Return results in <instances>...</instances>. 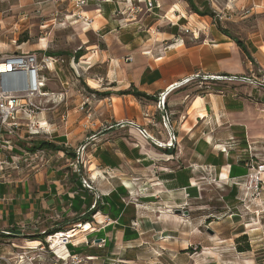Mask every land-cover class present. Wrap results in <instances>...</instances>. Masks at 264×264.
I'll use <instances>...</instances> for the list:
<instances>
[{"label": "rangeland", "instance_id": "obj_1", "mask_svg": "<svg viewBox=\"0 0 264 264\" xmlns=\"http://www.w3.org/2000/svg\"><path fill=\"white\" fill-rule=\"evenodd\" d=\"M33 1L27 2L29 5H25V9H22V11L28 13L25 20L19 18L20 7L16 9L10 5L0 16V53L11 50H35L41 42L47 43L48 40L51 44L50 51L53 54L55 53L54 55L56 56H62L65 61L61 62L53 72L45 70V74L51 78L49 82L50 91L55 93V95L49 96V102L46 104L44 111L45 121L40 123L45 129H49V133L40 130L41 134L33 140L28 139L29 135L25 133L26 141L24 142L34 141L36 144L40 141H50L55 146L70 148L77 157L73 158L72 155L62 150L48 149L45 153H39L38 156L29 153L18 157L17 162H12L8 157L10 155L8 150L3 151L0 158L2 162L0 163V202L3 198L1 191L8 189V186L18 181V179L24 178L23 176L27 170L45 172L50 167L49 170L58 173L61 172L60 167L63 165L61 160L67 158L70 160V170H73V175L76 178H74L75 182L70 178L71 180L67 183L66 189L68 191L66 192L69 194L66 199L63 198V194L58 193V189H61L63 183H49V180H47L46 186L49 187V197L45 198L44 194L39 195V197H43L45 206H42L40 211L34 212L31 217L19 220L21 231H24L25 234L38 233L35 231L44 229H49L50 231L57 229L56 231H58L60 229L57 227H63V231L68 232L75 227L77 231L70 233L69 236L72 240L69 246L72 247L73 251L80 255L98 252L100 256L104 257V260H96L93 264H104V261L105 264H112L120 261L118 259L120 254H115L116 259L109 260L108 258L113 256V253H122V248H116V244L123 245V242L133 241L142 236L148 237L145 234L146 232L142 231L141 222L138 220L139 212L141 211L144 217H148L150 204L161 203L169 214L182 215L184 226H188L187 230L191 236L189 240L190 247L183 249V251L180 250L179 254L185 253L188 261L191 260L193 264H264V220L263 224L258 222L260 231H263L261 235H257L256 231L258 229H254L251 226V215L240 209L242 207L240 204L245 205L249 201L248 199V201H242L243 198L245 199L248 195L249 199L250 196L255 198L261 194L263 189L262 180L259 181L258 179L261 178L264 165L250 164L254 161H252L250 146L247 150H244L247 152L245 158L248 157L246 159L249 160L250 164L248 166L250 170L248 172V180L228 177L229 174H232L234 166L232 164L241 158L237 154L238 149L236 148L240 143H237V140L233 137H224L223 135L220 137L222 138L220 142L225 143H221L216 150L212 147L211 151V155L218 158V162L212 163L215 166V170L207 172L208 174L196 175L200 172L191 165L194 159L191 156L193 153L199 152L194 149V146L198 145V140L203 134L187 135L180 133L177 126H174L171 122L176 134V139L171 142L168 128L164 124L162 111L158 108V99L163 91L160 92L157 89V85H155L158 78L156 79L154 66L148 67V71L152 72V76L147 78L149 80L146 82V87L152 91L153 97L157 99L153 104L156 106V110H153L154 114L149 113V115L145 112L144 118H149L150 120L147 125L144 124L143 126L158 141L157 145L151 139H144L135 127L118 125V121L126 120H133L141 125L135 117L134 119H129L124 118L123 115H118L119 120L116 121L117 119L114 116L112 118L111 114H106L107 112L105 114L96 112V109H98V103L96 102L98 93H101V90L98 91V89L103 90L105 82H101L99 85L94 80L98 85L93 87L90 81L89 84L84 81L89 78L87 73H83L80 69L76 71L70 67L71 56H75L80 49L83 50L84 54H87L88 48L85 46H78L77 48L72 46L67 40V36L70 33H39L41 28H39L37 17L42 13H49L51 8L50 5H46L42 6V12L35 11L38 8L32 3L37 0ZM50 1L55 3L54 7L57 9H63V7L58 6L61 1ZM215 2L223 8L222 3L225 0H215ZM193 11L199 15H215L212 5L206 1L203 6L197 9L194 8ZM232 13L236 15L234 18L237 20L236 22L222 21L224 25L219 22L218 25L223 27L224 29H222L226 33H232L234 36L244 40L253 38L264 45V9L259 8L252 14L235 9ZM47 15V17H50L49 14ZM42 18L44 22L48 20L49 23L50 19ZM44 22L42 23L44 24ZM30 30H33V32L31 33ZM42 37L45 40L44 42ZM94 40V37L90 38L91 42ZM72 43L74 44V42ZM78 44L80 45V42ZM103 46V43H99V49ZM151 52L148 50V54H151ZM39 53L43 54V51L39 50ZM76 60H80V57H77ZM131 60V56L126 57V62ZM151 61L154 62L153 59ZM75 67H77L76 64ZM255 69L256 76H264L263 73L258 72V67H255ZM105 72L106 63L99 64L92 71L91 76H102ZM240 76L248 77L249 75L240 74ZM196 82L199 85V91L212 86V83L206 80L193 81V83ZM62 92L65 93V99L60 100L57 94ZM167 102L168 96L166 108L172 121V114L168 109ZM133 104L135 105V102ZM133 104L132 110L135 108ZM109 109H111V106ZM115 129H119V132H112ZM43 135H47L49 139L41 140L44 137ZM141 142L145 144L153 143V147H156L153 149L154 152L152 154L148 153V151L145 152L142 149ZM25 143L20 144L19 148L21 151L24 150ZM148 144H146L147 147H149ZM164 144H169L167 146L172 145L167 147ZM171 152L175 153V160H163L168 159L167 154ZM230 152H235L234 156L231 157L232 160L227 157V165H220L221 157L225 153L229 155ZM49 163L51 166H48ZM219 167L221 172L223 171L224 173H216V169H219ZM225 168H228V170H224ZM157 173L163 176L165 174L171 175L172 173L180 174L179 178H174L173 181L169 177L158 181L160 183L151 182L150 176ZM194 173L196 174L194 175ZM83 178L91 189L84 183ZM153 184L158 185V188L152 186ZM203 184L208 185L204 190L210 196L196 201L193 199L192 192L189 189L192 187L202 189ZM19 185L22 184L19 182ZM229 185L233 188L234 186L245 187L241 196L242 199L237 197V200L234 201L236 197L233 196V188L225 192L229 189L227 188ZM160 191L161 193L158 194ZM168 199L172 200L171 204L167 203ZM10 201V197H7L3 202ZM248 204L251 203L249 202ZM90 215L91 220L95 222L94 224L92 221H86L88 222L86 223L81 220ZM106 216L115 221L114 228L106 227L104 230L102 229L108 223V221L106 222L107 219H105L107 218ZM9 218V216L4 218L3 214H0L1 230L14 231L13 228L16 227V223L14 220H9ZM96 219H98V222H96ZM151 219L154 224L160 222L158 215H152ZM6 222H9L7 227L4 225ZM85 223L86 225L84 226ZM183 232L182 226H180V229L165 231L162 234L159 232L161 234L159 236L172 238L175 234L182 236ZM75 233L78 235L74 236ZM149 233L153 234L155 230H151ZM153 237L155 238V235H152V239ZM14 238L12 236L2 237L4 244L2 245L1 253L7 258H12V261L15 260L17 253V248H13L11 245V241H18ZM258 238L261 244L257 247L256 240ZM94 242L97 245L93 246ZM27 243L29 246L34 245L29 240H27ZM253 243L254 247L260 250L257 258L251 256L252 254L250 253ZM247 244L250 245L248 251L240 252L238 250L239 247H246ZM207 245L209 250H206ZM159 250L162 249L152 245L148 254L151 256L155 255L153 257L158 258V255L161 254ZM206 252L211 253L207 258ZM148 257L146 262L132 263L163 264L157 261L155 263L150 262ZM251 257L254 259H251ZM50 259V257H42L41 260L37 259L35 263L52 264Z\"/></svg>", "mask_w": 264, "mask_h": 264}, {"label": "crops", "instance_id": "obj_2", "mask_svg": "<svg viewBox=\"0 0 264 264\" xmlns=\"http://www.w3.org/2000/svg\"><path fill=\"white\" fill-rule=\"evenodd\" d=\"M29 1L31 0H0V16L10 5L16 9L20 7L19 18L25 20L28 13L22 11V9H25V5H29L27 3ZM59 1L61 3L58 6L63 7L61 10L54 7L55 3L50 0H37L32 3L37 6L38 9L35 8V11L38 12H42V6L50 5L51 8L50 12L47 13L50 17H47L48 15L44 13L37 17L39 28H41L39 33H70L67 34V40L72 46L76 48L85 46L88 48L87 54L80 56V60H76V56H71L70 67L76 71L80 69L83 73H87L89 78L87 81L84 80L86 83L88 82L87 84H89L90 79L97 81L99 85L101 82H105L103 90L98 89V91L101 90V93H98V100L96 101L98 109H96V112L103 114L107 112L106 114H111L112 118L114 116L117 119L116 121L119 120L118 115H123L124 118L129 119L135 117L141 125H147L150 119L144 118L145 112L147 115L149 113L154 114L153 110H156V106L153 104L157 100L153 97L152 91L146 87V82L149 80L147 78L152 76V72L148 71L149 66L155 68L154 73L156 79L158 78L157 81L159 80L156 81L155 85H157L160 92L171 85L174 86L175 83H181L186 78L195 77L194 82L206 80L212 83L211 88L199 91L197 82L184 83L171 90L167 102L168 109L172 114V123L177 126L180 133L187 135L203 134L198 140V145L194 146V149L199 152L193 153L191 156V158H194L191 165L200 172L198 174L194 173V175L208 174L207 172L215 170L212 163L218 162V158L212 156L211 151L212 147L216 150L221 143H225L220 142L222 141V138H220L222 135L233 137L237 140V143H240L236 148L238 149L237 154L241 158L232 164L234 166L232 174L228 175L229 178L248 180V172H250L248 166L250 164L264 165V88L241 80L227 81L225 79L204 78L220 75L240 76V74L255 77V67L259 68L258 72L261 69L264 70V45L253 38L242 39L248 45L253 58V61H251L244 56L241 48L231 38L230 35L233 34L226 33L223 30L224 28L218 25V22L224 25L223 22L217 21L215 24L212 16L199 15L193 11L194 8L197 9L203 6L206 1L212 5L213 9L216 8L224 14L225 19L223 21L236 22L237 20L234 19L236 15L232 13L235 9L237 11L240 9L242 12L248 10V14H252L259 8L264 9V0H225L222 3L223 8L210 0H151L159 3L160 7L150 11L147 10L146 3L141 0L92 2L80 9L74 8L73 0H56V2ZM73 13L88 16L91 21L87 23L82 19L71 18ZM42 17L50 19L49 23L48 20L44 22ZM185 28L192 29L197 35L200 32L199 37L193 38L191 34H185ZM203 28L205 29L203 30ZM30 32L32 33L33 30H30ZM91 37L95 39L93 42L90 41ZM176 37H180L183 41L174 43ZM42 40L45 41L44 38ZM99 43L104 44L100 49ZM35 50L46 51L47 55L63 58L54 55L55 53L53 54L50 51L51 44L48 40L47 43L41 42ZM148 50L152 51L151 54H148ZM11 52L14 51H3L2 53L8 54ZM128 56H131L132 60L126 62ZM152 59L154 62L151 61ZM103 63H106L105 74L91 76L95 67ZM75 64L77 67H75ZM59 65V62H53L50 65L51 71L56 70ZM256 77L264 80V76ZM132 88L152 96L153 100L138 99L133 94H127L126 91ZM132 104L135 106L134 110L131 109ZM110 106L112 111L109 109ZM112 132H119V129ZM144 142H141L142 149L152 154L153 149L156 147H153V143H146L149 146L147 147ZM249 146L252 161L254 160L250 164L249 160L246 159L248 157L245 158L247 152L244 151ZM174 154V152L168 153V159L163 160H175ZM234 154L235 152H230L229 155L225 153L221 157L220 165L226 166L228 163L226 158L232 160L231 157ZM61 162L63 164L60 167L61 172L56 173L49 170L50 167L45 172L27 170L23 176L24 178L18 179V181L9 185L8 189L1 191L3 196L0 202L1 213L4 218L9 216V220L15 221L14 233L21 232L19 227L21 218H29L34 212L40 211L42 206H45L43 197L41 198L39 195L44 194L45 198L49 197V187L46 186L47 180H49V183H63L61 189H58V193L63 194L65 199L68 196L69 193L66 192L68 191L66 189L67 183L71 179L75 182L74 178L76 176L74 177L73 170H70L69 159L65 158ZM48 166H51V164L49 163ZM224 170H228V168ZM216 173L224 172H221L219 167V169H216ZM179 174L172 173L163 176L157 173L151 175L149 179L151 182L160 183L158 181L170 177L173 181L174 178H179ZM261 179L263 189L261 194L255 198L250 196L249 199V195L245 199L243 198L244 200L241 198L245 190L244 186H241V188L234 186L233 188L229 185L227 186L229 189L225 191H230L233 188V196L236 197L234 201L237 200V197H240L242 201L249 200L245 205L240 204L242 206L240 209L251 215V226L258 229L256 231L257 235H261L263 231H260L258 222L263 224L264 220V171L261 172ZM19 182L22 185H19ZM152 186L158 188V185L153 184ZM207 187L208 185L203 184L202 189H199V187L190 188L193 199L197 201L206 196L209 197L210 194L204 190ZM7 197H10L11 201L4 203L3 201ZM171 201V199H168L167 203L171 204ZM249 202L251 204H248ZM165 212L169 214L161 203L150 204L148 217H144L140 211L138 220L141 222L142 231H145L148 237L142 236L133 241L123 242V245L116 244V248H122V253H113L114 255L108 259H116L115 254H120L118 259L123 261L146 262L149 256L150 262L154 263L157 261L163 264H193L191 260L188 261L185 253L179 254L180 250L183 251V249L190 247L189 240L191 236L187 230L188 226H184L183 221L173 218L174 215L172 214H169L172 217L164 218L163 213ZM152 215H158L160 221L158 224L152 222ZM106 217L108 223L102 229L104 230L106 227L114 228L115 221L109 216ZM9 222L4 225L7 227ZM96 222H98V219H96ZM92 223L95 222L92 220ZM180 226L184 231L182 236H178V234H175L172 238L159 236L162 232L180 229ZM151 230H155V233H149ZM76 235L78 234L75 233L74 236ZM152 235H155V238L152 239ZM259 244H261V241L258 238L256 240L257 247ZM152 245L162 249L159 250L161 254L158 255V258H154L155 255L148 254ZM206 250H209L208 245ZM259 252L260 250L255 248L253 243L251 256L257 258ZM92 254L97 255L98 260H104V257L100 256L98 252H92ZM210 254V252H206V258ZM251 259L254 258L251 257Z\"/></svg>", "mask_w": 264, "mask_h": 264}, {"label": "built area", "instance_id": "obj_3", "mask_svg": "<svg viewBox=\"0 0 264 264\" xmlns=\"http://www.w3.org/2000/svg\"><path fill=\"white\" fill-rule=\"evenodd\" d=\"M111 1L112 0H75L74 7L75 9H80L92 2L104 3ZM141 1L146 3V8L149 11L160 7L159 3L151 0ZM210 1L215 2V0ZM214 11L215 15L212 16L214 23L216 24L217 21L222 22L225 19L224 14L216 8H214ZM248 12V10H245V13ZM74 17L82 19L87 23L91 21L88 16L81 15L80 13H73L71 18ZM204 29L205 28H203V30ZM184 32L185 34H191L193 38H198L200 33L198 32L197 35L190 28H185ZM179 41H183V39L176 37L174 43H178ZM64 61L65 60L63 58L47 55L46 51H43V54H41L38 50H16L8 54H0V158L3 151L7 150L10 153L8 157L12 160V162H17L18 157L29 153H32L34 156H38L39 153H45V151H47V149H37L35 151H31L30 149L35 145V143L34 141L25 143L24 141H26V137L24 134L27 133L29 135L28 139L33 140L41 134L40 130L49 133V129H45V127L41 126L38 121V115L40 113H44L46 109V104L49 102V96L55 95L54 92L47 89L48 76L45 74V70L51 71L52 69L50 65L53 62L63 63ZM260 73L264 74V70L261 69ZM194 78L195 77L186 78L180 85L189 83L193 81ZM204 78L219 80L225 79L227 81L241 80L264 88V80H260L256 77L220 75L210 77L206 76ZM167 89L160 93L158 108L162 111L164 124L168 128L171 142H173V140L176 139V134L171 125L172 121L169 111L166 108L167 96L171 92L170 90L167 93ZM57 95L60 100L65 99L64 92ZM118 123V125L122 127H135L144 139H151L157 145L158 141L152 137L149 130L143 125H140L133 120L120 121ZM47 135H43L44 137L41 140H48L49 137ZM22 143H25L23 151L19 148ZM164 145L167 146L169 144ZM0 163L2 162L0 161ZM83 181L87 184V187L91 189L90 185L84 178ZM76 231L75 227L68 232L63 230L53 232L41 231L40 233L46 234L43 239H32L30 236L34 234V232L27 234H25L24 231H21L20 233H13L12 231L10 232L0 229V264H43L42 262L35 263L37 262V259L41 260L42 257H50L52 264L95 263L96 260L99 259L98 256L93 254L80 255L73 251L72 247L69 246L72 240L68 234ZM6 236L15 237L14 239L19 241H11L12 247L17 248L14 261H12V258H7L1 253L2 245L4 244L2 237ZM27 240L34 245L29 246ZM73 245L76 246L75 244ZM95 245L97 244L94 242L93 246ZM112 264L134 263L131 261L120 260Z\"/></svg>", "mask_w": 264, "mask_h": 264}, {"label": "trees", "instance_id": "obj_4", "mask_svg": "<svg viewBox=\"0 0 264 264\" xmlns=\"http://www.w3.org/2000/svg\"><path fill=\"white\" fill-rule=\"evenodd\" d=\"M231 38L237 43V45L241 48L242 52L244 53V56H246L248 59H250L251 61H253V58H252V55L249 51V48H248V45L240 38V37H237V36H233V35H230ZM84 53H83V50L80 49L79 51L76 52V57H80L82 56ZM51 81V78L50 76H48V85H47V89L50 90V87H49V82ZM89 88V87H88ZM91 90V89H90ZM95 92V91H94ZM127 94H133L135 97H137L138 99H143V98H146V99H151L153 100V97L150 96V95H147L146 93L144 92H141L135 88H132L128 91H126ZM37 149H55V150H62L64 152H66L67 154L69 155H72L73 158H76L77 156L72 153V151L70 150V148H65V147H59V146H55L53 145L50 141H40L39 143H36L30 150L31 151H35ZM83 221H88V222H91V215L89 217H85L83 219H81ZM80 220V221H81ZM55 228V227H54ZM58 229L60 230H63L62 228L63 227H57ZM57 229H53V230H49V229H44V230H41V231H47V232H53V231H56ZM41 231H37L38 233H34L31 235V238L33 239H43L45 237L46 234H42L40 233ZM14 233V231H12ZM36 234V235H35ZM250 249V245L247 244L246 247H239L238 250L240 252H243V251H248Z\"/></svg>", "mask_w": 264, "mask_h": 264}, {"label": "bare ground", "instance_id": "obj_5", "mask_svg": "<svg viewBox=\"0 0 264 264\" xmlns=\"http://www.w3.org/2000/svg\"><path fill=\"white\" fill-rule=\"evenodd\" d=\"M173 12V11H172ZM184 13V12H183ZM91 26V25H90ZM86 27V26H85ZM87 29V28H86ZM85 29V30H86ZM76 38V37H75ZM90 81V83H91V85L93 86V87H96L98 84L94 81V80H89ZM181 83H175V85L174 86H170L168 89H167V93L170 91V90H172V89H174V88H176L177 86H179ZM38 121L40 122V123H42V122H44L45 121V115H44V113H40L39 115H38ZM222 146V145H221ZM219 147V146H218ZM208 168V167H207ZM255 180V179H254ZM259 180H262L261 178L259 179ZM164 215H163V217L164 218H169V217H172V216H170L169 214H167L166 212L165 213H163ZM176 214V213H175ZM177 218V219H179V221H184V219H183V217H182V215L180 216V215H174L173 216V218ZM185 217V216H184ZM86 223H88V222H86ZM86 223L84 224V226L86 225ZM69 236H70V233L68 234ZM175 240V239H174ZM171 241V240H170ZM33 245V244H32ZM31 246V245H30ZM172 254V253H171Z\"/></svg>", "mask_w": 264, "mask_h": 264}]
</instances>
